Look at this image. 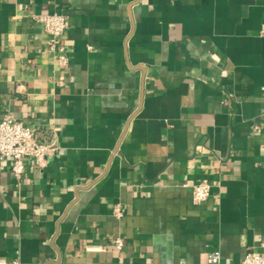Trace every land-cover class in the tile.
<instances>
[{"label": "crops", "instance_id": "1", "mask_svg": "<svg viewBox=\"0 0 264 264\" xmlns=\"http://www.w3.org/2000/svg\"><path fill=\"white\" fill-rule=\"evenodd\" d=\"M4 115L56 149L0 158V264L264 255V0H0Z\"/></svg>", "mask_w": 264, "mask_h": 264}, {"label": "built area", "instance_id": "2", "mask_svg": "<svg viewBox=\"0 0 264 264\" xmlns=\"http://www.w3.org/2000/svg\"><path fill=\"white\" fill-rule=\"evenodd\" d=\"M35 21L40 23L44 32L49 35L51 46H54L60 36L67 28V16L60 11L50 13L34 14ZM59 60L66 63V56L63 48L59 50ZM56 146L51 143L41 142L34 128L25 126L21 121L11 115L0 116V158L10 157L12 159L11 171L15 176L20 175L24 170V159L32 157L37 166L45 165L47 159L55 151ZM192 199L198 203L209 196L210 185L206 180H200L191 185ZM116 212H120L118 208ZM115 248L123 246L120 237L115 238ZM208 262L218 264L220 252L213 250L208 254ZM9 264H20L18 260H11ZM239 264H264V255L253 251L247 252Z\"/></svg>", "mask_w": 264, "mask_h": 264}]
</instances>
